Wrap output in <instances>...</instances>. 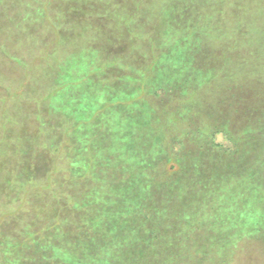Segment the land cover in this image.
<instances>
[{
    "label": "rangeland",
    "instance_id": "obj_1",
    "mask_svg": "<svg viewBox=\"0 0 264 264\" xmlns=\"http://www.w3.org/2000/svg\"><path fill=\"white\" fill-rule=\"evenodd\" d=\"M88 51L102 68L93 83L122 85L144 100L152 135L184 161L210 138L243 150V133L264 123V0H0V264H55L50 245L73 242L83 228L80 203L95 183L84 173L88 162L80 173L69 165L75 117L53 95L70 77V57ZM201 75L209 78L196 87ZM116 108L101 131L107 151L124 147L126 162L128 136L118 127L135 112ZM88 134L85 146L93 138L99 147L101 132ZM156 155L151 176L163 179L170 161ZM99 214L94 207L91 227ZM234 246L231 264H264L263 234Z\"/></svg>",
    "mask_w": 264,
    "mask_h": 264
},
{
    "label": "trees",
    "instance_id": "obj_2",
    "mask_svg": "<svg viewBox=\"0 0 264 264\" xmlns=\"http://www.w3.org/2000/svg\"><path fill=\"white\" fill-rule=\"evenodd\" d=\"M87 53L82 60L72 61L75 55L70 57L63 69L70 77L66 82H56L58 95L53 96L60 111L75 117L72 136L78 148L69 165L80 173L83 160L88 162L83 165L84 173H89L95 185L80 203L84 213L78 238L74 236V241L68 242L64 237L62 241L68 242L67 245L53 242L49 249L52 261L55 264L56 260L62 264H231L236 240L244 235H264V123L243 133V150H222L210 138L204 148L192 151L190 157L186 152L184 161L183 151L172 156L169 144L161 145L162 139L152 135L154 126L148 120L152 110L144 100L122 85L93 83L91 73H99L102 68L96 67L94 52ZM89 65L95 69L89 70ZM178 71L187 77L189 68L182 66ZM206 77L209 78L197 76L196 87ZM62 80L59 78V82ZM148 80L147 75L142 76V81ZM88 81L90 84L85 86ZM186 81L191 83L188 78ZM142 91L143 94L145 90ZM80 105H88V109L83 112ZM123 106L135 112L131 121L118 127L121 136H128L126 162L124 147L107 151L110 139L101 131L107 129L111 111L115 107L121 110ZM260 120L264 122V111ZM124 126L129 131L125 128L123 134ZM92 130L101 132L96 139L100 142L97 148L93 138L85 146ZM144 139L147 140L142 143ZM159 153L170 161L169 175L163 179L151 176L156 168L153 161ZM103 169L108 173L102 176L98 170ZM94 207H99L100 214L91 227Z\"/></svg>",
    "mask_w": 264,
    "mask_h": 264
}]
</instances>
